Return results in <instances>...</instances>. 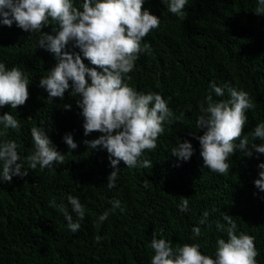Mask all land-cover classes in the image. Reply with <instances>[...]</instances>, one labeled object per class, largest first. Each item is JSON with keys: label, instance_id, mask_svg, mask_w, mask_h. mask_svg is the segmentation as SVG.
Segmentation results:
<instances>
[{"label": "trees", "instance_id": "1", "mask_svg": "<svg viewBox=\"0 0 264 264\" xmlns=\"http://www.w3.org/2000/svg\"><path fill=\"white\" fill-rule=\"evenodd\" d=\"M73 3L82 8L83 0ZM169 3L144 0V9L159 17L160 26L142 39L141 48L145 43L150 47L139 54L125 82L138 92L161 94L173 113L172 122L163 124L157 147L142 155L152 167L129 168L121 161L113 188L107 186L113 171L109 153L84 143L101 134L84 135L79 97L66 91L64 99L49 103L48 93L39 87L57 63L55 54L39 47L40 33L0 22V63L8 70L19 68L30 82L24 105L0 106V116L11 113L20 123L19 130L0 124V142L17 143L22 171L28 173L0 182V264H150L154 234L173 249L198 244L201 254L214 258L217 240H227V233L216 227L217 221L227 226L225 213L235 220L237 233L254 237L257 264H264V191L254 186L264 154L253 152L249 157L237 149L226 161L229 171L219 174L203 165L199 140L191 135H203L196 121L205 97L211 93L214 101L228 98L226 90L224 97L215 96L209 87L214 82L248 92L255 108L245 113L241 139L247 136L249 147L264 143L252 136L255 126L264 122V15L254 12L257 0H188L182 20L169 12ZM54 26L50 22L44 31ZM66 50L80 53L71 43ZM80 55L86 66L94 67ZM64 104L72 109H63ZM33 127L47 132L64 155L62 164L28 166L25 158L35 151ZM68 134L76 149L64 142ZM179 140L193 145L194 154L187 161L172 156ZM69 195L84 206L83 220L72 212ZM182 198L189 201L183 212L178 207ZM115 200L120 207L111 210ZM61 203L81 224L77 232L68 228L58 208ZM105 211L108 218L99 222ZM205 212L208 218L201 225ZM197 226L198 237L192 231Z\"/></svg>", "mask_w": 264, "mask_h": 264}, {"label": "clouds", "instance_id": "2", "mask_svg": "<svg viewBox=\"0 0 264 264\" xmlns=\"http://www.w3.org/2000/svg\"><path fill=\"white\" fill-rule=\"evenodd\" d=\"M187 3L188 0H170L168 10L183 20ZM143 5L144 0H83L82 8H78L73 0H0V22L9 27L15 22L26 32L40 33L39 47L55 54L57 63L46 77L40 79L39 87L48 93L49 103L54 102V98L64 99L66 91L79 97L76 105L83 117L84 135L101 134L84 143L90 149L102 147L109 153L113 169L108 176L109 188L115 186L121 161L129 168L152 167L142 155L145 150L157 147L156 141L164 131L163 124L172 122L173 113L161 94L138 92L125 82L126 78L130 79L127 74L133 70L139 54L150 47L145 43L141 48L142 39L160 26L159 17ZM254 12L264 15V0H257ZM50 22L55 26L50 32L44 31ZM70 43L94 67L86 66L80 53L66 50ZM29 83L19 68L8 70L0 63V106L10 105L16 109L24 105L29 98ZM209 87L217 97H224L226 90L228 98L214 101L209 93L200 104L201 115L196 121L203 135L190 134L199 140L203 165L213 172L226 174L230 168L226 161L237 149L251 157L253 152L264 154V143H252L249 147L247 136L241 139L247 123L245 113L255 108L248 92L227 84L220 87L214 82ZM63 109L71 110L72 105L64 104ZM0 124L4 129L20 128L18 119L11 113L0 116ZM30 131L35 151L25 159L31 169H36L37 165L44 168L54 162H64L63 153L57 151L43 128L33 127ZM252 136L253 140L264 141V122L255 126ZM236 140L240 141L238 145L234 143ZM64 142L69 149L77 148L71 134L65 135ZM193 154V145L188 140H179L172 149V156L184 161ZM20 161L16 142H0V182L10 183L14 176L28 175L22 171ZM258 169L259 178L255 179L254 186L264 191V162L258 164ZM67 199L72 212L83 220L85 210L79 198L69 195ZM111 203V210L120 207L119 200ZM188 204V199L182 198L179 210L187 211ZM58 208L68 228L77 232L81 224L73 221L63 203ZM109 211L99 216V222L108 218ZM207 218L208 212H205L199 223L205 224ZM223 220L227 226L217 221L216 227L227 233V240H217L214 258L201 254L198 244H184L173 249L169 241L154 234L150 244L154 255L150 264H257L254 237L237 233L232 216L225 213ZM192 231L197 237L201 235L198 226ZM99 239L97 237V241Z\"/></svg>", "mask_w": 264, "mask_h": 264}]
</instances>
